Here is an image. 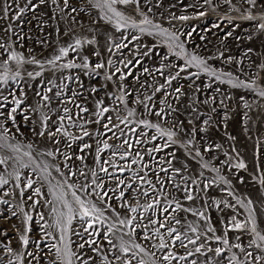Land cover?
I'll use <instances>...</instances> for the list:
<instances>
[{"label": "snow or ice", "instance_id": "6c2138e0", "mask_svg": "<svg viewBox=\"0 0 264 264\" xmlns=\"http://www.w3.org/2000/svg\"><path fill=\"white\" fill-rule=\"evenodd\" d=\"M204 2L211 3V0ZM223 3L238 13L243 8L241 18L257 21L254 27L257 31L264 32V0H237L239 7L233 0H223ZM88 4L103 13L94 21L97 25L106 21L114 24L117 30L131 27L139 29L141 33L162 37L173 55L183 59L184 67L173 66L171 62L161 63L154 69H143L147 76L152 77L151 81L135 77L143 91L135 95L134 102L140 106L143 116L154 117L155 122L147 118L135 119L137 108L129 106L126 98L129 93L123 84L133 74L130 69L136 57V53H133V59H128L127 54L122 52L128 47L127 44L116 43L111 35L105 36V52L113 55L114 48L120 51L123 69L111 59L93 64L88 56L80 55L79 50L85 45H96V37L76 36L72 27L81 24L74 14L85 11L84 8L74 6L70 0H0V20L7 22V26L0 29V57H3L0 59V81L6 84L9 79L21 77L19 69L25 64L38 65L40 69L34 73L27 72L29 78L41 77L45 64L53 72L61 73L55 80H48L50 86H47L45 92L37 93L39 101L34 107L28 108L29 112L37 113L38 124L30 115L24 116V120L28 121L29 131L38 140L52 145L51 148H37L32 142L23 143L19 137L24 136V133L16 123V117L18 109L20 112L24 111L21 108L24 101L15 96L11 102L7 97L0 99V189L9 186L0 195V203L7 204L8 201L3 196L10 195H18L23 200L25 192L30 189L27 201H32V204L29 207L35 210L37 205L47 206L48 216L52 221L41 225V242L32 240L35 250H29L30 239L27 233L31 229L27 222L32 220V216L20 207L19 214L25 224L24 231L19 236L23 251L14 250L10 242L0 244V248L9 257L7 264H25L26 257L29 258L28 264H32V261L40 264L41 260H44V264H222L228 252L231 255L228 256L227 264H264V228L259 226L264 223V198L257 206L252 199L237 196L231 190L230 180L220 174V168L204 160L200 149L194 146L196 133L207 131L206 127L196 126L200 116L198 106L206 105L214 112V105L219 103L224 106V101L217 96H204L202 99L204 94L195 85L191 73L188 74L187 87L179 83L174 85L173 82L181 79V74L188 68H196L232 88L252 89L254 85L233 78L230 72L218 73L206 59L187 51L177 33L169 32L167 28L154 23L143 11L138 13L142 19L137 22L132 15H126L121 10V6L131 5L132 12L136 13L140 0H88ZM38 9L44 11V16H36L37 26L55 20L56 33L59 34L60 21L67 20L68 27L64 29V35L71 41L59 45L54 50L55 54L43 61L34 55L30 59L26 58L22 52L13 50L15 41L8 43L12 36L18 35L16 27L19 25L13 26L12 21H20L29 11L35 16ZM49 12H55L56 15H49ZM178 19L187 20L189 17L182 15ZM108 42H111V46H108ZM70 52L76 53V56L66 59ZM93 52L96 56L101 55L95 49ZM140 54L148 55V52ZM65 59L66 62L59 63ZM106 68L109 71L104 72L105 81L116 87V91L110 93V96L123 105L122 109L109 107L103 98L96 99L95 94L100 89L95 87L89 92L93 96L92 107L89 108L86 106L88 100L82 92L69 89L70 95H66L61 85L56 83L61 78L65 81L73 80V76L63 75L66 69H79L85 75H99ZM198 75L199 72L195 74ZM158 76L163 78V82ZM225 76L227 79H222ZM80 87L83 88L84 85L81 84ZM101 87L107 88V83ZM169 88L172 89L171 92L167 91ZM157 93L163 99L157 101ZM258 95L264 97V90H260ZM182 97L185 98L183 110L191 114L187 123L179 118ZM54 100L59 102L56 109L51 107ZM187 100H191V104ZM244 107L249 105L245 103ZM154 108L157 110L153 111ZM121 111L125 115H121ZM49 112L56 114L55 121ZM224 118L228 119L227 115ZM210 120L211 116L203 121V125H209ZM91 125H96L97 128L90 131ZM12 127H15V132ZM71 129H76L79 134H74ZM145 129L154 132L149 135ZM61 138L67 149H72V144L76 143L78 152L63 151L60 147ZM160 139L165 140L163 145H158L157 141ZM229 139L234 140L235 137L230 136ZM89 141H94L95 147ZM174 145L185 149L197 161L199 171L190 172L186 164L176 167L173 163L177 160L175 151L165 152L157 158L156 154ZM222 147L220 144L214 145L215 149ZM205 151H213V146ZM232 151L235 152V157L228 152L224 153L229 170L233 167L247 169L248 165L240 159V153L235 148ZM105 154H110L111 158H104ZM58 156L64 158L63 169L56 162ZM89 156L91 164L87 163ZM234 159L236 162L233 164ZM73 160L79 161V165L69 163ZM204 169L216 173L219 181L229 186L227 196L232 198L231 201L211 198L210 203L205 201L209 207L231 212L230 221L222 224L220 234H216L217 229L208 223L206 211L186 207L182 203V199L196 200L199 193L194 196L193 192L197 189L206 192L216 184V179L204 176ZM22 170L30 171L35 178L24 175ZM53 172L56 173L55 176ZM105 178L108 183H105ZM258 180L264 186V174L259 175ZM169 188L172 189L171 192L168 191ZM176 193H181L182 199ZM141 198L143 203L140 202ZM141 209L143 213L151 214L143 215ZM181 212L198 216L202 224L185 220L179 215ZM11 215L17 216L18 213L14 211ZM39 215L41 220H45V213L41 212ZM73 221L78 222V227H73ZM97 225L106 226L103 235ZM229 232H235L236 235L229 238ZM45 240L52 242L44 243ZM212 242L219 246H214ZM41 243H44V247H41ZM0 264H5L3 257H0Z\"/></svg>", "mask_w": 264, "mask_h": 264}, {"label": "rangeland", "instance_id": "374dc122", "mask_svg": "<svg viewBox=\"0 0 264 264\" xmlns=\"http://www.w3.org/2000/svg\"><path fill=\"white\" fill-rule=\"evenodd\" d=\"M23 2V0H21ZM74 6L82 7L85 9L83 12L75 13L77 19L81 21L80 25H73L74 33L79 37L92 38L96 37L98 43L96 45H85L80 51V55L88 56L89 60L94 64L96 62L106 61L111 59L114 64L119 63L120 67L123 69L124 65L121 62V52L113 49L114 54L109 55L105 52L106 47V34L111 35L112 40L116 43L127 44L128 47L123 49L122 52L127 54L128 59H133V53H136L134 65L131 66L132 75H129L123 84L127 89L129 95L126 97L129 101V106L137 108V116L135 119L147 118L155 122L154 117H145L141 114L138 105L134 102L135 95L143 91L138 86V81L135 77H141L148 81L152 80L151 76H147L143 69H154L158 67L161 63L171 62L173 66L184 67V61L179 56H174L173 52L169 50L168 46L163 42V38L157 35H148L147 33H141L139 29L135 28H124L117 30L114 24H108L106 21L101 22L97 25L94 21L98 20L103 13H100L98 9L92 8L88 4V0H70ZM233 3H237V0H233ZM240 5L237 3V7ZM121 10L125 11L126 15H132L133 19L139 22L142 17L138 15L140 11H143L154 23L161 25L163 28H167L169 32H175L180 36V40L185 44L187 51L195 53L202 58L206 59L211 67L215 68L218 73H232L233 78H238L244 83L253 84L252 89L248 88H232L231 85L226 83H221L216 80L215 77L209 76L196 68H188L185 73L181 74V79L174 81L173 84H182L187 87L188 74H193V79L195 85L199 86L203 92L204 96L212 97L217 96L220 100L224 101V106L214 105L216 111H210L209 107L206 105H199V120L196 123L197 127H206L207 131H201L196 133L194 137L196 148H199L204 160L209 161V163L217 168H220V174L227 177L231 182V190L239 197L250 198L254 203L259 205V201L264 198V186L259 184L258 176L264 174V97L258 95L260 90H264V32L257 31L254 25L257 21H247L241 18V12H235L228 8L227 5L223 3V0H211V3H205L204 0H140V6L136 13L132 12V6H121ZM47 11V9H45ZM203 13V15H201ZM259 15V13H254ZM49 15L55 16V12H49ZM188 16L187 20L178 19L179 16ZM36 16H44V11L37 10L34 16L31 11L26 12L20 21H12L13 26L16 27V33L18 35L12 36L11 40L8 41L9 44L15 41L13 50L17 52H22L24 56L28 59L32 55L36 56L37 59L45 60L50 58L51 55L55 54L54 50L59 45H64L66 41H69V37L64 35V29L68 27L67 20L60 21L59 34L56 33L57 24L55 20L46 22L43 26H37ZM45 20L47 18L45 17ZM7 26V22L0 20V29ZM90 29H96V31H90ZM229 33H231L229 35ZM23 37V39H20ZM138 37V39H136ZM43 42V43H42ZM108 46H111V42H108ZM144 46H147L146 48ZM93 49L101 53L100 56H96ZM251 49V51H249ZM147 51L148 55H141L140 53ZM76 56V53L70 52L69 57L66 59H72ZM3 59V57H0ZM65 60L59 63L66 62ZM78 62V61H77ZM21 71V77L16 79H9L5 84L0 81V99L2 97H7L8 101L11 102L15 97L21 98L24 103L21 108L24 109L20 112L18 109V114L16 117V123L21 126V131L24 136L19 137L23 143L32 142L34 147L51 148L52 145L46 144L45 141L38 140L30 131L28 126V121L24 120L25 115H30L33 121L38 124L37 113L29 112V106H35L39 101V96L37 93H42L46 91L48 85V80H55L56 77L61 76L59 71L53 72L50 70V66L45 64L43 70V75L41 77H36L35 79L29 78L27 72L39 71L38 65L25 64ZM2 71V69H0ZM109 71L107 68L101 70L99 75L91 74L85 75L83 71L79 69H66L63 71V75L73 76V80L65 81L63 78L56 80V83L61 85L66 95H70L69 89L71 91L82 92L83 96L87 98V107L91 108L93 96L89 95V92L93 87L100 89L98 93L95 94L96 99L103 98L105 104L109 107H114L122 109L123 105L120 102L115 101L110 93L116 91V87L111 82H106L104 79V72ZM199 72L198 76H195ZM110 74V72H109ZM119 75V73H117ZM116 77H113L115 79ZM158 79L163 82V78L158 76ZM222 79H227V77H222ZM107 83V88H102L101 86ZM65 84L67 87L65 88ZM83 84L84 87L81 88L80 85ZM22 90V91H21ZM55 91V89H54ZM171 92L172 89L167 90ZM119 94V92H117ZM51 95V93H49ZM199 95V94H198ZM230 97V98H226ZM157 101L163 99V97L157 93ZM185 98H181V111L179 118L187 120L191 118V114L184 111L182 108ZM188 104H191V100H187ZM247 103L249 107L245 108L244 104ZM59 106L58 101H53L51 107L56 109ZM70 107L72 105H69ZM176 106V105H174ZM226 106V107H225ZM157 109H153L155 111ZM46 111V109H42ZM52 120L55 121L57 116L54 112L48 113ZM113 115H115L113 113ZM121 115H125L121 111ZM227 115L228 119H225ZM211 116L209 125H203L204 120H208ZM51 126V125H50ZM11 127V125H10ZM97 128L96 125L89 126L90 131H94ZM54 130V127H53ZM12 131L15 132V127H12ZM74 134H79L76 129H71ZM149 132V135L153 134L154 130L145 129ZM109 135H111L109 133ZM235 137L234 140H230L229 137ZM87 139V138H85ZM112 143L113 141H109ZM119 143V141H115ZM93 143L94 141H89ZM158 145H163L165 143L164 139L157 141ZM222 145V149H215L214 145ZM209 146H213V151H205ZM63 151H69L77 149V144H72V149H67L64 147V140L61 138V145ZM190 146V150H191ZM235 148L237 152L240 153V159L248 165L247 169H236L231 168L226 161L224 155L228 152L231 156L235 157V152L232 149ZM175 151L177 160L173 163L176 167H180L181 164H186L189 171L195 173L199 171L197 161L193 160L189 156L185 149L174 145L172 148L164 149V152L158 153L157 158L164 155L165 152ZM82 154V153H81ZM104 158H111L110 154H105ZM211 158V159H210ZM51 159V158H49ZM57 163H59L63 169L64 158L63 156H58ZM91 156H89L87 163L91 164ZM236 160H233V164ZM69 163H74L79 165V161H69ZM223 165V166H222ZM66 171V169H64ZM24 175L31 176L35 178L34 174L28 170H22ZM204 176L209 179H216V184L207 189L206 192L197 191L193 192V195L199 196L194 201H186L182 199L181 193H176L178 197L182 199V203L187 206H192L193 208L206 211L209 217L208 223L217 229L216 234H220L222 224L224 222L230 221L231 212L225 209V211H220L214 207H209L205 201L210 203V199H228L232 200L231 197L227 196V191L229 186L222 184L217 178V174L204 169ZM55 176L56 173L53 172ZM103 176V173H100ZM23 179V177H22ZM75 179V178H73ZM241 179L243 182L241 183ZM155 182V181H154ZM105 183H108L107 178H105ZM195 187V186H194ZM203 187V184L200 186ZM9 186H5V189H0V195H2L4 190H8ZM44 191V189H42ZM172 191V189H168ZM31 192L29 189L25 192L23 200L20 199L18 195L3 196L4 200L8 203H0V244H7L10 242V246L16 251H23L19 241L20 234L24 231L25 224L22 215L19 214L20 207H23L25 211L29 212L32 216V220L27 222L31 231L27 233L30 239L28 245L29 250H35L32 240L41 242L42 230L41 225L45 222L51 223V219L48 216L47 206L37 205L36 209H32L29 205L32 201H27V196ZM199 197H204L200 199ZM50 199V196L48 197ZM24 201H27L25 203ZM133 201H130V203ZM141 203L143 199L141 198ZM150 202V201H149ZM234 203V201H232ZM163 203V201H162ZM17 212V216H12V212ZM45 213V220L40 219L39 213ZM141 214L150 215L151 213H143L141 209ZM171 214V211L170 213ZM180 216L184 217L187 221H194L196 223H201L198 216H193L191 213H179ZM259 216V213H257ZM242 218V217H240ZM264 228V223L259 225ZM73 227H78V222L73 221ZM106 226L97 225L98 230L101 231L103 235V229ZM52 229H48L51 231ZM79 230V229H78ZM6 233V234H5ZM191 234V233H189ZM235 232H229V238L235 236ZM76 239V237H73ZM51 240H45L44 243H51ZM247 242V238H245ZM44 243H41V247H44ZM214 246V242H212ZM191 247V246H190ZM45 251L47 249L45 248ZM180 251H183L181 249ZM94 255L93 253H89ZM231 252L226 253L224 261L222 264H227L228 256ZM0 257H3L5 264L9 259L7 253L0 248ZM28 259L26 257L25 264H28ZM32 264H36L32 261ZM40 264H44V260L40 261ZM199 264V262H198Z\"/></svg>", "mask_w": 264, "mask_h": 264}]
</instances>
